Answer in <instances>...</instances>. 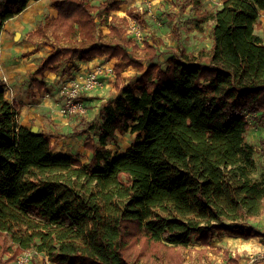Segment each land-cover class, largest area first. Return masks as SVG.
Returning a JSON list of instances; mask_svg holds the SVG:
<instances>
[{"label":"trees","instance_id":"16d2710c","mask_svg":"<svg viewBox=\"0 0 264 264\" xmlns=\"http://www.w3.org/2000/svg\"><path fill=\"white\" fill-rule=\"evenodd\" d=\"M31 1L39 0H0V41ZM220 1L202 13L215 22L211 49L171 56L165 68L154 45L127 38L122 19H113L109 39L99 31L98 16L124 1H52L57 16L30 35L52 36L46 46L55 48L30 75L29 92L48 87L47 72L67 74L76 59L103 57L119 60L121 95L101 111L100 144L85 145L93 156L83 163L55 153L48 133L21 126V105L0 80V264L28 250L54 264H185L192 241L252 237L241 222L264 203L246 141L250 114L264 118V41L256 33L264 0ZM130 66L141 73L122 89ZM128 131L142 140L114 154L108 141Z\"/></svg>","mask_w":264,"mask_h":264},{"label":"rangeland","instance_id":"374dc122","mask_svg":"<svg viewBox=\"0 0 264 264\" xmlns=\"http://www.w3.org/2000/svg\"><path fill=\"white\" fill-rule=\"evenodd\" d=\"M90 1L92 5L99 6L105 0ZM118 1H124L125 4L122 5L123 8L113 11L108 16H98L99 31L106 36V39H109L108 35L110 33V25L113 19H122L124 21L122 26L126 31L127 38L135 41L141 47L146 41H148L151 45H154L158 51L155 62L159 63L164 68L171 56L183 54L190 58H194L198 57L201 51H209L211 49L213 43L212 29L215 22L212 20H203L202 13L212 12L220 8L222 6L220 0ZM37 14L41 15L37 16ZM260 14L259 25L256 29V33L264 41V12H261ZM23 15L24 17L22 19L17 18L15 21H8V23L4 26L1 38L2 44L4 46L6 44H13L17 46L15 49L27 47L25 53L20 56H14V59H19V61L15 63H22L21 61L26 62L27 60L30 61L29 59L33 54L41 53L43 56L40 60L38 59L40 61V65L42 61L53 51V48H55V46H46V43H51L53 40L52 36L39 38L34 37L30 35L31 33L28 32V29L24 30L23 34H21V32H18L17 27L23 26L22 22H26L33 25V28L38 29L46 19L50 18V15L45 9H43L42 13H39L34 4L29 5L23 12ZM17 33L19 36L16 38ZM27 41H32V44H26ZM62 44L65 43L63 42ZM27 53L32 54L27 57H23ZM139 54L140 52L137 53V55ZM35 59H37V57H35ZM76 61L83 60L76 59L73 63L69 64V66L72 67V72L67 74H63L61 71L57 72V74L61 73L62 76L67 75V79L65 82H61L57 88H54L53 92L57 90L61 91V87H63L71 79H74L81 73L87 72L97 66H103L106 71L101 78L100 86H98V88H96L92 93L83 96L88 110L86 117H76L68 122L62 121L61 124L55 126L56 129L54 130L56 132L52 135L55 143L54 152L57 154H72L80 158L83 163H89L93 153L86 149L85 145L89 142H94L96 145L100 144V113L106 107H114V102H116L121 95V91L118 90L116 86V75L114 72V67L119 63V60L112 59L105 62L103 57H96L91 61H84L92 63L87 64V66H81L80 69L78 68L79 65ZM141 62L146 68L147 61L142 59ZM49 73L51 72H48V74ZM140 73L141 72H139L136 68L132 66L128 67V69L122 73V89L127 87L130 82H134L136 76ZM7 80L12 87V83L9 78H7ZM49 93H51V91ZM5 94L9 100L14 101V91L11 93L5 92ZM59 95L60 92L58 94L57 108L61 114L63 99ZM37 100L38 104H43L41 97L38 96ZM49 114L51 115L54 113L53 111H50ZM249 119L250 128L246 133V141L253 147L254 150L253 158L255 161V168L252 176L264 185V118L261 114H250ZM140 140L142 139H139L136 133L131 131L118 133L116 139L108 141L107 147L111 149L114 154H124ZM241 227L244 231H247L252 235L251 238H254L252 245H249L250 247L246 248L247 250H245L244 253L249 254L251 252L249 254L251 255L250 261L252 260L251 264H264V256L262 254V246L264 245V203L261 214L242 221ZM218 235L220 234L215 235L213 240ZM210 244L203 246L200 243L192 241L188 247L183 249L185 264H197L195 261L200 262V264H238V256L231 258L232 253L227 249L215 250L211 247L209 250L211 254L204 255L207 253V248ZM25 253L29 258L28 264H54L49 261L45 254L39 253L35 250H28L22 253L19 259H21ZM203 260L204 262H202ZM13 264H19V261ZM134 264L146 263L139 261Z\"/></svg>","mask_w":264,"mask_h":264},{"label":"crops","instance_id":"0c3cea01","mask_svg":"<svg viewBox=\"0 0 264 264\" xmlns=\"http://www.w3.org/2000/svg\"><path fill=\"white\" fill-rule=\"evenodd\" d=\"M53 0H39V1H31L29 5L35 6L39 13H42L43 9L48 12L50 18L56 17L58 12L52 6ZM28 5V6H29ZM123 8V6L121 7ZM122 12V11H121ZM41 15V14H37ZM36 16V17H37ZM24 17L23 12L10 21H15L17 18L22 19ZM8 22L5 23V25ZM23 26H18V32L23 34V31L28 29L29 33L35 32L37 28H33V25L22 22ZM4 25V26H5ZM18 34V33H17ZM3 35V34H2ZM32 44V41H27L26 44ZM17 46L13 44H6L5 46L2 44V39L0 41V78L4 76L9 78L12 83V88L14 91V101L18 102L21 105V115L19 119V124L24 127H30L34 124V126L38 127V131H42L48 133L49 135L55 134V126L61 124L62 121H69L67 118L63 117L58 108V94L60 91H54V88H57L61 82H65L67 79V75H61V73H46L44 80L46 81L48 87L43 91L34 90L29 92V84H30V75L37 70L39 65V60L43 55L41 53H35L30 57V61H21L18 62L19 59H14V56H20L26 52L27 47H23L22 49H15ZM40 48V47H39ZM39 51V50H38ZM31 52V51H30ZM41 52V50H40ZM37 57V59H35ZM39 59V60H38ZM37 60V61H36ZM81 66H87V64H91L92 62H84V61H76ZM77 68V67H75ZM78 71V69H77ZM76 71V72H77ZM63 77V79H62ZM37 79L41 80V77H37ZM62 88V87H61ZM60 88V89H61ZM51 91V93H49ZM42 95V96H41ZM41 97L43 104L37 103V97ZM50 111H53L54 114H49ZM254 238L244 239L241 237H234L229 234H220L218 235L207 248V254H211L209 252L210 248L213 247L215 250H229L232 257L238 256V264H251L252 260L251 255L244 253L246 248L252 245ZM240 245V247H239ZM220 251V250H219ZM204 262V260L202 261ZM200 264V262H196ZM214 264V263H213ZM257 264V263H256Z\"/></svg>","mask_w":264,"mask_h":264},{"label":"built area","instance_id":"2783aa9c","mask_svg":"<svg viewBox=\"0 0 264 264\" xmlns=\"http://www.w3.org/2000/svg\"><path fill=\"white\" fill-rule=\"evenodd\" d=\"M106 69L103 66H97L87 72L81 73L74 79L67 82L61 89L60 95L63 99L61 114L69 121L76 117H86L87 108L83 96L92 93L100 86L101 78L105 74ZM4 84L5 92L11 93L12 87L6 77L0 79ZM264 256V245L262 246ZM29 258L25 253L19 259V264H28Z\"/></svg>","mask_w":264,"mask_h":264},{"label":"water","instance_id":"95a60500","mask_svg":"<svg viewBox=\"0 0 264 264\" xmlns=\"http://www.w3.org/2000/svg\"><path fill=\"white\" fill-rule=\"evenodd\" d=\"M18 36H19V34L16 35V38ZM38 130H39L38 127L37 126H34V127H32V130L31 131H32L33 134H36L38 132Z\"/></svg>","mask_w":264,"mask_h":264},{"label":"bare ground","instance_id":"6f19581e","mask_svg":"<svg viewBox=\"0 0 264 264\" xmlns=\"http://www.w3.org/2000/svg\"><path fill=\"white\" fill-rule=\"evenodd\" d=\"M19 261V260H18Z\"/></svg>","mask_w":264,"mask_h":264}]
</instances>
